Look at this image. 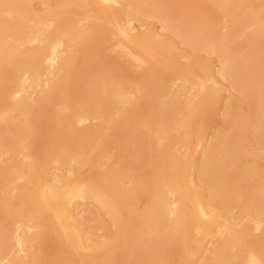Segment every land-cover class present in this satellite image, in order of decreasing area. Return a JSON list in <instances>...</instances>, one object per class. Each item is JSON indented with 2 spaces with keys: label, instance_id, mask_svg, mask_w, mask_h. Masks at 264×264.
<instances>
[{
  "label": "bare ground",
  "instance_id": "1",
  "mask_svg": "<svg viewBox=\"0 0 264 264\" xmlns=\"http://www.w3.org/2000/svg\"><path fill=\"white\" fill-rule=\"evenodd\" d=\"M108 37L129 80L94 68ZM249 141L264 0H0V264H264Z\"/></svg>",
  "mask_w": 264,
  "mask_h": 264
},
{
  "label": "rangeland",
  "instance_id": "2",
  "mask_svg": "<svg viewBox=\"0 0 264 264\" xmlns=\"http://www.w3.org/2000/svg\"><path fill=\"white\" fill-rule=\"evenodd\" d=\"M39 0H37L38 2ZM107 40H103L101 42L98 43L97 45V49L99 50L101 56H99L97 58V63L94 64V68L95 67H106L109 69H114V68H121L122 71V76L121 78H123L124 80H129L132 77V70L129 68V66L126 64V62L122 59H120L119 57H117L114 53H110L109 51L107 52V47L110 46V43L112 42L110 40V37H108V42H106ZM80 62V59L78 60V63ZM227 96H230V94L228 93ZM38 105L35 106V109H38ZM245 110H247V106H244ZM222 118L221 115H217L213 118V121L210 123L209 128H213V131L219 130L222 128V122H221ZM43 129L46 128V126L42 127ZM248 134L251 136L252 132L251 130H248ZM106 143V147L108 148V152H112V151H118L120 150V141H119V132L116 130H112L110 132H108V137L107 140L105 141ZM252 145H251V144ZM47 144V138L44 136V133L39 134L35 139H34V145H35V149L39 150L41 148H43L45 145ZM247 148H249L250 150L254 149L255 151L264 153V147H256L254 146V144L252 142L249 141V144L247 143ZM252 148V149H251ZM263 150V151H262ZM101 172V169H90L89 167H85L82 169V173L83 176H95L98 175ZM134 175L135 176H141L142 172L135 170L134 171ZM144 204V201L142 200L141 205ZM95 223L92 224V226H94ZM112 228L107 227L104 232H102L101 234H111L112 232ZM52 242L49 240L47 242H45L42 245L43 251L47 254V255H52L53 254V250L51 247Z\"/></svg>",
  "mask_w": 264,
  "mask_h": 264
}]
</instances>
